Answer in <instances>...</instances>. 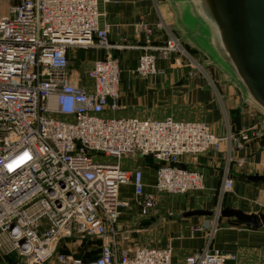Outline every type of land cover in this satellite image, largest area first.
Instances as JSON below:
<instances>
[{"label":"built area","instance_id":"obj_1","mask_svg":"<svg viewBox=\"0 0 264 264\" xmlns=\"http://www.w3.org/2000/svg\"><path fill=\"white\" fill-rule=\"evenodd\" d=\"M101 2L112 0H20L5 8L0 3V250L26 264H173L170 246L127 250L109 240L117 235L121 209L129 206L122 186L132 188L143 216L157 205L156 196L145 193L143 171L128 170L123 159H154L156 192L180 196L205 188V175L181 167L182 158L217 150L222 141L239 150L250 142L248 131L219 137L204 122L106 116L122 108V69L113 55L122 46L111 43ZM157 28L135 25L143 43L132 76H156L159 63L173 55L178 67L179 55L192 60L174 36L155 45ZM91 48L104 57L80 77L70 54ZM233 186L227 168L221 195ZM209 230L211 240L218 228ZM77 236L106 239L95 260L59 251L62 241ZM182 264L227 260L208 243Z\"/></svg>","mask_w":264,"mask_h":264},{"label":"crops","instance_id":"obj_2","mask_svg":"<svg viewBox=\"0 0 264 264\" xmlns=\"http://www.w3.org/2000/svg\"><path fill=\"white\" fill-rule=\"evenodd\" d=\"M100 9L104 14L102 23L112 30L111 43L122 46L113 50L123 71L122 108L118 112L107 110L106 116L145 120L172 117L180 121L204 122L219 137L238 135L242 131H248L250 137V142L240 150L222 141L217 150L198 158H182L181 167L196 169L205 175V188L187 195L156 192L158 164L155 160L125 157V168L143 171L145 193L155 195L157 205L156 209L143 216L140 207L133 202L132 188L122 186L121 198L128 201L129 206L121 209L117 235L114 238L110 236L109 240H114L118 248L127 250L139 246H170L173 249V264H182L188 256L202 251L208 243L226 256L227 264H264V227L256 230L235 218L184 215L196 210L216 211L219 208L239 209L249 214L264 213V184L248 180L249 176L264 175V116L249 104H244L239 91L211 66L197 70L175 67L171 61L160 62L159 73L148 80L131 75L142 53L137 47L143 43L135 25L141 22L153 28L161 25L162 28H157L153 36L155 45H164L171 36L182 41L174 12L167 0H112L109 4L101 2ZM93 54L94 59L88 66L104 57L102 50ZM211 68L216 69L220 76L213 75ZM227 168L234 179V186L231 192L222 196ZM215 225H219L218 230L210 240L209 228ZM105 241L98 237L77 236L62 241L59 251L90 262L100 255ZM0 256L6 263L12 257L17 260L19 257L16 253L8 254L1 250Z\"/></svg>","mask_w":264,"mask_h":264},{"label":"water","instance_id":"obj_3","mask_svg":"<svg viewBox=\"0 0 264 264\" xmlns=\"http://www.w3.org/2000/svg\"><path fill=\"white\" fill-rule=\"evenodd\" d=\"M181 37L202 53L206 65L218 69L224 79L264 116V0H167ZM264 127V123H263ZM263 183L264 175L249 176ZM235 218L253 229L264 227V213L239 209L196 210L184 214Z\"/></svg>","mask_w":264,"mask_h":264},{"label":"rangeland","instance_id":"obj_4","mask_svg":"<svg viewBox=\"0 0 264 264\" xmlns=\"http://www.w3.org/2000/svg\"><path fill=\"white\" fill-rule=\"evenodd\" d=\"M19 1L20 0H1L0 3H2L3 7L5 8L8 5L18 3ZM180 38H182V37H180ZM180 42H181V44L183 46V49L188 53V55L192 58V60H190L189 58H185L184 56H180L179 55V57L182 59L183 63H182L181 67H178V66H175V67H178V68H183V67L194 68V69H197V70L205 69V67L207 66L206 65V58L203 55H200L199 53L192 51L191 48L189 47V45L184 40H182ZM96 50H97L96 48H91L89 50H85V49L79 50L78 49V50H73L71 52V54H70L71 67L76 73L79 74L80 77H84L85 71L88 70V68L90 67L88 65L94 59V54L93 53H95ZM92 54H93V56H92ZM175 56H176V58H178V55H174L172 57H169V59H166V60L161 61V62H169L170 63V61H171L172 64L174 65V61L176 59ZM210 71L216 77L220 76V74L218 73V71L216 69H212L211 68ZM221 203L222 202H220L219 205H221ZM218 226L219 225H217V226L215 225L211 229L214 230L215 228H218ZM0 264H26V263L20 257H18V260L14 259L12 257L6 263V261H3L1 256H0Z\"/></svg>","mask_w":264,"mask_h":264}]
</instances>
